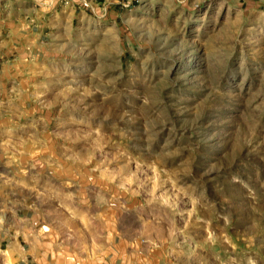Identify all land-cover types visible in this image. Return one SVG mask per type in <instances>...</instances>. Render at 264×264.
Listing matches in <instances>:
<instances>
[{
    "label": "rangeland",
    "instance_id": "obj_1",
    "mask_svg": "<svg viewBox=\"0 0 264 264\" xmlns=\"http://www.w3.org/2000/svg\"><path fill=\"white\" fill-rule=\"evenodd\" d=\"M89 1L0 0V229L264 264V0Z\"/></svg>",
    "mask_w": 264,
    "mask_h": 264
},
{
    "label": "crops",
    "instance_id": "obj_2",
    "mask_svg": "<svg viewBox=\"0 0 264 264\" xmlns=\"http://www.w3.org/2000/svg\"><path fill=\"white\" fill-rule=\"evenodd\" d=\"M54 1V0H53ZM51 0V2L53 3ZM92 1V0H91ZM85 5L84 8L99 10L97 2H85V0H67L65 4L69 9L66 19L72 18L73 9ZM76 5V6H75ZM87 6V7H86ZM81 14V13H80ZM83 17V14H81ZM53 24H59L58 16L53 18ZM29 226L24 218H14L11 223L3 225L0 229V250L10 256L12 264H153L149 263L146 245L136 246L137 232L129 231L124 235L123 251L109 250L102 255L89 252L67 254L61 249V245H49L47 240H39L35 227ZM141 233V231H140ZM25 237L27 241L23 240Z\"/></svg>",
    "mask_w": 264,
    "mask_h": 264
}]
</instances>
